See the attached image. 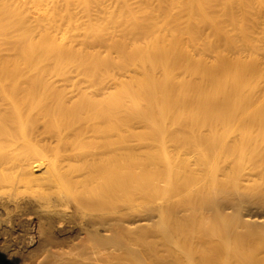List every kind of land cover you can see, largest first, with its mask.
Returning a JSON list of instances; mask_svg holds the SVG:
<instances>
[{
  "label": "rangeland",
  "instance_id": "374dc122",
  "mask_svg": "<svg viewBox=\"0 0 264 264\" xmlns=\"http://www.w3.org/2000/svg\"><path fill=\"white\" fill-rule=\"evenodd\" d=\"M169 1L0 0V115H21L27 119V132L55 124L58 119L54 117H66L79 128L102 133L92 140L90 149L109 139L116 141L120 134H126L121 138L141 150L148 140L154 141L156 145L143 157L163 162L176 157V138L186 132L182 111L193 108L195 128L207 126L202 123V113L196 111L201 100L209 101L214 96L226 67L238 70L240 75L221 86L223 93L218 101L204 113L264 115V0H193L190 35L178 8L165 17ZM172 2L177 5L179 0ZM177 26L179 33L172 35L171 30ZM211 70L214 83L206 77ZM254 156L246 163L241 161L244 164L222 158L215 168L211 166L218 174L210 172L203 177L195 170L193 152L183 154L188 170L184 180L193 190L218 187V180L229 189L244 191L243 183L256 176L246 192L264 195V151L258 150ZM243 166H249L246 171L252 172L251 178L245 179L249 176L246 171L245 178L240 175ZM140 170L147 179L157 174L151 166ZM161 174L164 177L166 171ZM160 184L169 194L178 191L172 179ZM198 209L193 211V232L220 240L225 228L221 224L213 226L210 217L215 211L213 215L212 211ZM260 209L249 206L245 218L248 215L260 221L263 229L258 225L254 229L264 238V209ZM158 213L162 222L171 218L169 210ZM0 216L3 218L4 212L0 211ZM241 225L235 223L236 230L243 233ZM18 229L13 234L17 240L21 235ZM1 241L0 251L4 247ZM255 249L264 253V247L249 251ZM152 257L154 264H172L165 250L159 249ZM198 257L191 256L192 264L199 263ZM240 257L264 264V256ZM234 258L224 259H228L227 264H236ZM41 259L35 256L30 261L38 264ZM182 259L188 264L186 257Z\"/></svg>",
  "mask_w": 264,
  "mask_h": 264
},
{
  "label": "bare ground",
  "instance_id": "6f19581e",
  "mask_svg": "<svg viewBox=\"0 0 264 264\" xmlns=\"http://www.w3.org/2000/svg\"><path fill=\"white\" fill-rule=\"evenodd\" d=\"M174 8L184 14L186 33L192 34L193 0H179L177 5L172 0L166 2L165 17ZM179 31L177 26L171 33L177 35ZM239 75L238 70L226 67L211 101L203 99L199 103L196 112L202 113L205 128H195L193 108L182 111L186 132L176 138V157L163 162L143 157L156 145L154 141L148 140L141 150L121 138L126 134H120L118 140L109 139L90 149L92 140L102 134L99 130L79 128L66 117H54L58 119L55 124L27 132V119L1 114L0 211L5 216H0V240L4 245L0 264H32L30 260L35 256L42 258L36 261L38 264H154L151 258L159 249L169 253L172 264H183V256L188 264H192L191 256L201 257L196 264H219L222 257L220 264H227L226 256L235 257L236 264H262L258 259L249 258L248 262L240 257L264 256L257 249L249 251L264 247L262 233L254 229L261 227L260 221L248 215L245 218L249 206L264 209L263 193L246 192V186L256 177L251 178L250 170L246 171L249 166L239 172L245 178L246 171L249 176L245 179H252L243 183L244 191L229 189L218 180V187L211 184L215 187L193 190L184 180L188 170L183 154L193 152L195 170L207 177L210 172L218 174L214 168L222 158L246 163L258 150L264 151V115L204 113L218 101L223 93L221 86ZM206 77L214 83L212 70ZM190 89L193 92V82ZM191 99L193 102V94ZM147 166L156 168V176L147 179L141 175L140 169ZM171 179L178 187L175 194L160 188L162 181ZM198 208L212 214L215 211L210 217L213 226L221 224L225 228L220 240L193 232V211ZM163 209L171 212L168 222L159 218L158 212ZM237 221L245 228L243 233L236 230ZM19 227L17 240L13 234Z\"/></svg>",
  "mask_w": 264,
  "mask_h": 264
}]
</instances>
